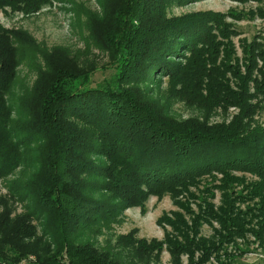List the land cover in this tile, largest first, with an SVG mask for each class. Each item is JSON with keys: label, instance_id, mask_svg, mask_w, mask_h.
<instances>
[{"label": "trees", "instance_id": "trees-1", "mask_svg": "<svg viewBox=\"0 0 264 264\" xmlns=\"http://www.w3.org/2000/svg\"><path fill=\"white\" fill-rule=\"evenodd\" d=\"M188 1L108 0L100 31L109 51L119 52L117 72L112 81L90 90L72 88L73 81L83 77L76 59L46 57L48 75L46 82L41 78L35 87L36 115L31 125L45 143L33 193L34 209L45 217L49 240L38 236L32 216H3L0 264H123L86 241L84 233L95 226L96 217L102 220L143 207L149 194L159 195L152 191L159 187L174 197L186 194L202 203L197 204V214L182 201L177 203L179 211L163 214L157 222L166 230L162 241L138 240L134 235L121 239L144 256L166 250L174 264H182V256L188 264H233L238 254L228 252V247L248 237L264 241V124L255 119L262 108L259 96L264 100V70L258 63L259 57L263 62L264 58L252 44L246 61L237 59L234 65L230 56L216 67L217 74L191 60L186 65L173 62L184 53L196 54L214 31L223 39L234 33L219 14L166 18L170 5ZM51 2L0 0V11L33 15ZM30 41L24 32L0 24V175L18 160L9 156L12 132L7 94L17 76L19 48ZM228 74L238 79L237 89ZM164 77L190 90L207 79L208 96L203 101L210 108H237L239 114L227 125L177 121L169 104L163 105V98H158ZM71 119L82 121L86 131L73 130ZM79 150L110 162L103 174L108 181L104 191L113 200H106V207H98L89 195L82 196L83 185L72 179L73 172L92 169L85 158L75 157ZM204 176L210 179L202 186ZM217 192L219 206L213 203ZM204 225L213 228L212 238L201 235Z\"/></svg>", "mask_w": 264, "mask_h": 264}, {"label": "rangeland", "instance_id": "rangeland-1", "mask_svg": "<svg viewBox=\"0 0 264 264\" xmlns=\"http://www.w3.org/2000/svg\"><path fill=\"white\" fill-rule=\"evenodd\" d=\"M106 3L108 0H52L40 12L33 15H24L10 9L0 11V24L3 27L24 32L33 41L19 48L20 63L17 76L7 94L11 114L9 129L12 132L10 134L12 148L9 156H14L18 160L14 161L13 169L10 167L9 171L7 169L5 173H2L3 175H0V218L8 214H11L12 218L23 215L32 216L37 234L42 240H49V235L46 233L47 222L45 217L34 209L33 183H36V175L41 167L40 153L44 152L45 143L42 136L32 130L31 125L36 115V109L33 106L36 96L35 87L41 78L43 82H46L45 78L48 74H46L45 59L48 55H54L55 59L70 56L80 63L79 72L83 74V77L80 81H73L72 85V88L78 92L95 88L105 80L112 81V77L117 72L115 59L118 58L119 52L115 50L114 53L110 52L109 44H106V41L103 42L104 37L101 36L100 27L107 16L103 14ZM207 12L224 16V21L233 26L231 29L234 33H229V39L225 37L223 39L218 31H214L209 41L196 49V54L191 56L190 53H184L185 57L174 59L173 62L186 65L191 60L198 62L200 67L204 66V69L214 70L217 74L216 67L228 62L227 58L230 56L234 65L237 59L241 63L246 61L248 59L246 52L252 44L258 46L260 49L258 52H261L264 58V0L245 2L190 0L185 4L170 5L166 18H182ZM234 18L243 20L236 21ZM121 63L119 60L120 65ZM258 63L264 70V62L260 60V57ZM255 77L261 79L257 71ZM227 78L232 87L237 89L238 79H234L231 74H228ZM198 82L195 83V88L190 90L164 77L161 82L162 94L158 98L160 100L163 98L161 101L163 105L165 102L169 104L170 113L177 121H199L208 125L229 124L239 114V109L210 108L207 102L203 101L208 96L206 91L208 81L206 79ZM154 85L157 87L159 83ZM43 87L40 88L43 89ZM139 90L144 93L145 87L141 86ZM259 100L262 108L256 113L255 119L264 124V100L260 96ZM70 122L73 130L74 128L78 131L82 129L84 132L87 129L82 121L71 119ZM75 157H80L82 160L85 158L92 165L90 171L80 170L72 174V179L83 185V190H80L82 196L89 195L88 197L97 201L98 207L108 206L109 203L106 200H113L112 195L104 191V187L108 184L103 177L110 163L108 158L91 154V152L83 153L80 150ZM209 179L204 176L202 186ZM152 191L159 195L149 194L143 207L130 208L119 214L112 213V216L102 220L96 217L95 226L84 233L86 241L99 250L112 253L123 264H174L172 256L166 250L160 255L144 256L136 250V247L128 246V241L125 244L122 243L121 239L134 235L138 240L162 241L166 230L157 222L163 214L179 211L177 203L180 201L197 214L199 213L197 204L202 202L193 200L186 194L174 197L165 187ZM190 192L197 194L195 188H191ZM220 202L221 197L217 192L213 203L219 206ZM167 230L171 231L170 228ZM201 235L204 238H212L214 230L211 226L204 225ZM228 252L238 254V261L233 264H264V241L254 237L238 240L235 246L228 247ZM181 262L188 264V258L182 256Z\"/></svg>", "mask_w": 264, "mask_h": 264}]
</instances>
